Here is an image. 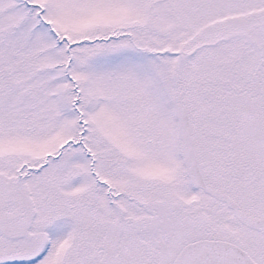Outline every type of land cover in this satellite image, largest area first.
<instances>
[{
  "label": "snow or ice",
  "instance_id": "obj_1",
  "mask_svg": "<svg viewBox=\"0 0 264 264\" xmlns=\"http://www.w3.org/2000/svg\"><path fill=\"white\" fill-rule=\"evenodd\" d=\"M0 264H264V0H0Z\"/></svg>",
  "mask_w": 264,
  "mask_h": 264
}]
</instances>
